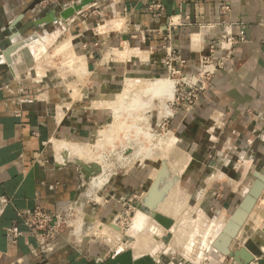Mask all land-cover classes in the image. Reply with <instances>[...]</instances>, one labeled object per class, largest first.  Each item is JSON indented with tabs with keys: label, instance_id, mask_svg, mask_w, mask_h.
<instances>
[{
	"label": "crops",
	"instance_id": "obj_1",
	"mask_svg": "<svg viewBox=\"0 0 264 264\" xmlns=\"http://www.w3.org/2000/svg\"><path fill=\"white\" fill-rule=\"evenodd\" d=\"M75 1L0 0V264H165L145 248L109 250L67 237L43 257L25 214L35 208L56 214L81 201L86 177L72 162L56 163L54 142H88L104 125L105 105L121 93L129 69L161 72L172 54L175 69L186 77L199 74L202 57L224 60L193 111L169 127L192 147L186 169L197 164L191 178L202 210L228 211L241 203L264 168V0H95L68 13ZM57 15L70 36L63 47L70 46L87 72L75 76L79 85L73 90L40 87L19 75L27 68L26 54L43 51L41 44L46 50L42 39L13 52L15 71L5 56L8 42L23 43L31 30L58 21ZM241 32L245 42L228 41ZM144 174L141 168L110 178L97 194L101 201L83 206L85 215L110 220L141 192ZM14 227L22 235L12 242L7 231ZM252 249L264 264V249Z\"/></svg>",
	"mask_w": 264,
	"mask_h": 264
},
{
	"label": "rangeland",
	"instance_id": "obj_2",
	"mask_svg": "<svg viewBox=\"0 0 264 264\" xmlns=\"http://www.w3.org/2000/svg\"><path fill=\"white\" fill-rule=\"evenodd\" d=\"M78 2L79 0L70 3L69 6L66 7V10L72 7L74 3ZM60 16H62V14ZM60 16L58 21L49 24L45 29L39 28L34 31L29 30L30 33L24 36L25 41L32 37H38L44 40L47 38L48 40L45 44L47 45L48 43V45L46 46V50H43L44 52L39 49L35 50L36 54L29 59V62H26L27 68L20 71L19 75H22V78L26 77L27 79L23 80H28L31 84L32 82H37V85H40V87L53 88L54 90L57 89L62 91L66 85L67 89L72 88L73 90L78 87L76 85H79L74 81L77 77H80V73H78V69H81L80 65L78 66L80 61L78 62L74 54H72L73 56L70 55V53H73L70 46L65 50L62 49L64 45L69 43L70 36L69 33L64 30L63 23H59L61 22ZM77 23V20L73 21V24ZM54 35H57V37ZM20 44L21 43L19 42L18 45ZM174 57V54H172L171 57H167L165 70L154 74L146 72L144 69H129L130 72L127 74L125 82L122 84L123 88L121 93L116 96H119V98L123 96L125 99L123 100L122 98L123 101L121 100V102L111 106L105 105L109 109L107 112V119L104 125L99 127H101V129H107L108 134L98 138L96 143H99V145L85 148L82 154H78V156L75 155L72 157L69 153L68 154L71 156L68 154L65 155V162H72L77 168L82 166L83 163H80L82 160H84L85 165L93 164L92 161L101 164V170L95 175L96 178L102 176L101 179H104V181L102 183L98 182L99 184H97V186H93L92 182H90L92 181V178H90L91 180H86V185L82 189V198L80 197L81 201L79 200L78 203L80 211H83L82 208L88 201H101L97 194L110 178L129 172L134 173L142 168V170L145 171V177L148 179L145 186L141 189V192L136 195V198L132 199L129 206L110 216V220L106 222L96 221L95 219L86 216L84 212H74L73 217L70 220H72V224L79 223L81 225L80 230L82 232V237L79 238L73 236L72 240H91L93 242H99L106 248H109V250L130 247L145 248L150 253L156 254V256H158L165 264H182V261H186L182 259H186V257L192 260L189 264H229L231 260L230 257H226L223 261L221 253L217 250L215 244H218L219 241L217 240L223 233L218 232L219 228L227 225L226 221L230 218L231 214L240 203H234L228 211L223 210L217 212L215 210H202L203 205L205 204H202L197 198L194 199L193 190L195 182L194 179L191 178V175L195 172L194 167H196L197 164L195 165V163H191L190 167L186 169L188 162H190L192 147L189 145L185 136H182L181 132H174L169 127V121L175 120L181 115H186V113H184L185 103L178 95L180 93L179 89L187 88V85L183 82V79L186 78V76L175 74L169 69V65H167V63H170V60ZM170 64L175 68L172 63ZM77 66L79 67L78 69L76 68ZM84 72L85 71L82 72V76L87 74V72ZM174 86H176V91L178 90V92H176L175 97L173 95L174 98L171 97L166 101V106L171 112V115H166L163 111L160 113L162 117L160 121H158L156 119L158 113L155 112L151 121V127L153 134L156 135V139H172L174 142L173 145L175 149L171 152L169 151V154H167V157L169 155V160L166 163L170 166L169 171L173 174L183 170L180 178L178 177L176 180H179L177 183L179 185L175 184L173 186L168 195L163 201H161L162 203H160V207L158 206L159 208L157 207L158 209L155 211V214H161L175 220V225L172 226L171 229L165 230L163 226L151 218L149 228L142 232H138L137 237H135L132 224L134 223L139 210L143 208L142 200L149 191V188L153 185L152 178H154V175L156 176L159 167L162 164V159H160L159 156V151L161 150L160 143L156 139H154L150 145L152 161L145 163L140 161L143 155L138 146L133 145L131 149L121 152L122 145L125 143L127 144L130 140H132V144L136 141H141V143L145 144V140L140 134L141 132L138 130V128L142 127L138 126L136 128L134 126L133 117H130L129 111L132 109V106L134 107L133 109L137 108L135 105L139 102V95L145 93L149 89L156 88L157 90H160L162 88H167L173 90ZM109 104L111 103L109 102ZM117 122H120V125ZM134 133L137 135L135 136ZM89 142L90 140L85 142V144H88ZM71 143L77 144V142ZM146 146H148V144H146ZM144 149L145 151L148 150V148ZM66 151H68L67 148L61 146L59 153L63 157V155L66 154ZM237 153L239 154L240 150H238ZM74 158H79V162ZM85 158L87 160H85ZM77 164L81 166L79 167ZM262 165L263 164H259L258 169H261ZM235 177L238 181H241L243 178L240 172L236 173ZM247 181L248 179H246V182ZM92 186L96 188H93ZM184 188L188 191L185 194H183ZM210 225L213 226L212 229H210ZM256 229L260 230L261 234L264 229V192L261 194V197L250 213L240 234L232 241L229 249L233 250L238 245L252 248H256L257 246L262 248V246L259 245L262 238ZM209 230L210 236H207ZM70 231L73 232L74 228L70 229ZM209 247L220 253L219 258H212L209 253ZM198 257L201 259H198V263H196ZM221 261H223V263H221Z\"/></svg>",
	"mask_w": 264,
	"mask_h": 264
},
{
	"label": "bare ground",
	"instance_id": "obj_3",
	"mask_svg": "<svg viewBox=\"0 0 264 264\" xmlns=\"http://www.w3.org/2000/svg\"><path fill=\"white\" fill-rule=\"evenodd\" d=\"M82 2H83V0L81 2H79V3H77V4H74L73 5V8L69 9L67 12L68 13H76V12L81 11V10H78L77 9V6H80L82 4ZM55 37H57V35ZM40 40L37 37H32L29 40H26L23 43H21L17 47V49L15 51H17V50L18 51L25 50V49L29 48L30 45H32V44H39L40 45L41 44ZM47 40H48L47 38L45 40L42 39V42H44V44H45V42H47ZM51 43H52V41H51ZM47 45H48V43H47ZM47 45L45 44V46H47ZM194 45H195V42L192 45V47ZM200 47H201V45H200ZM44 48L45 47L41 44L40 49L41 50H44ZM62 49L65 50V47H62ZM25 52H27V51H25ZM31 57H32V54H26V58L27 59H30ZM10 66L12 67V69L14 71L17 68V62H15V59L13 57V54H11V63H10ZM79 69H78V71H79L78 73H80V75L83 74L82 71H81V69L80 70ZM125 87H126V85H125ZM175 94H176V86L173 87V90H170V89H167V88H165V89L162 88L160 90H157L156 88H152V89H149L148 91H146L145 93L139 95V98H138L139 102L137 103V105H135V107L137 106V108L133 109L134 107L132 106V109L129 111V115H130V117L131 116L133 117L134 126L136 128L138 126L139 127H142V128H138V130L141 132L140 134L143 136V138L145 140V144L141 143V141H136L135 143L132 144V142H131L132 140H130V142H128L127 144L125 143L124 145H122L121 152H123V151L125 152L128 149H131L133 145L134 146H138L140 148V151H141L142 155H143L142 156V159L140 161L142 163H145V162H148V161H152V151H150V147H151L150 145L154 141V139H156V135L153 134V130H152V127H151V121H152V119H153V117L155 115V112L158 113V115L156 116V119L158 121H160V119L162 117L160 115V113L163 112V111L165 112L166 115H171V112L169 111V109L166 106V101L168 99H170L171 97H173V95L175 97ZM122 98H123V100L125 99V97H123V96L121 98H119V96H118V97H116V99L114 101L110 102L111 104H109V102H108V103H106V105H110L111 106L113 104H117V103L121 102ZM59 114H60V112L58 113V116H59ZM117 123H119V125H120V122H117ZM135 133H134V135H135ZM107 134H108L107 129H105V128L104 129H101V127H98V129L93 132V134L91 136V139H90V142L88 144H83V145L74 144V143H71L70 140L69 141H56V142H54V150H55V154H56V158L55 159L57 160L56 163H59V164L65 163V159L64 158H65V155H67L68 153L71 154L72 157H74L75 155L78 156V154L79 155L82 154V152H83V150L85 148H88V147H91V146H94L95 147V146L99 145V143H96L98 141V138L103 137V136H106ZM139 137H140V135H139ZM139 139H141V138H139ZM134 140H136V139H134ZM156 140H158L159 143H160L161 150L159 151L160 152L159 153V156H160V159H162V164L160 165L159 170H158L156 176L155 175L153 176L154 177V178H152L153 185H152L151 189L149 188L150 190L148 192L146 191L147 193H146V195L144 196V198L142 200V206H143V208L140 209V211L137 214V217H136L134 223L132 224V229L135 232L134 233L135 237H137L138 232H142V231L147 230L149 228L150 222H151V218H153V216L155 215L156 209H158L160 207V203H162L161 201H163V199L168 195L169 191L173 188V186L175 184L176 185H179V184H177L179 182V180L178 181H176V180L178 179V177L180 178V176H181V174L183 172V170H182V171H179L177 173H173L172 174L169 171L170 166H168V164L166 163L169 160V158H168L169 155L167 157V154H169V151L171 152L172 150L175 149L174 148V145H173V143H174L173 140L172 139H159V138L156 139ZM69 143H71L72 145L69 144ZM146 144H148V146H146ZM61 146H64L68 150V151H66V154L63 155V157L59 153L60 150H61ZM144 148H148V150L145 151ZM162 148H163V151H162ZM71 155H69V156H71ZM69 158H71V157H69ZM79 158H80V156H79ZM74 159H76V158H74ZM78 159H76V161ZM79 160H78V162H79ZM85 160H87V159L85 158ZM66 161H67V159H66ZM89 161H91V160H89ZM92 162H93V164H91V165H85L84 160H82L80 163L81 164L83 163L82 166L87 167V168L90 169L89 171H87V173L89 175L88 176V179L91 180L90 178H92V181H90V182H92V185L93 186L94 185L97 186V184L102 183L104 181V179H101L102 176L101 177L98 176V178H96V175H95V174L98 173V171L101 170V166H100L101 164L95 163L96 161H92ZM262 174L264 176V168H263ZM93 188H96V187H93ZM78 203L79 202H77V209L79 210V204ZM83 212L84 211H80L79 210V213H83ZM83 221H85V220H83ZM221 225H219V226H221ZM72 226L74 228V231H73L72 234L74 236H76V237H82V234H81L82 232L80 230L81 225L79 223H73ZM212 227L213 226H211V228L210 227L209 228L212 229ZM225 227H226V225H224L222 228H219V231L218 232L219 233L220 232H223L224 229H225ZM257 232H258V234L260 233V236L262 238V234H261L260 230H257ZM209 233H210V230H209L207 236H210ZM218 245H221V242H218ZM259 245H261L262 246V249H264V240H263V238H262V241L259 243ZM208 249H209V253L212 256V258L213 257L219 258L220 253L217 250H214L211 247H209ZM198 259H201V258L198 257L196 259L197 260L196 263H198ZM182 260H186L185 262L182 261V264H189V262L192 261L191 259H189L187 257H186V259H182Z\"/></svg>",
	"mask_w": 264,
	"mask_h": 264
},
{
	"label": "built area",
	"instance_id": "obj_4",
	"mask_svg": "<svg viewBox=\"0 0 264 264\" xmlns=\"http://www.w3.org/2000/svg\"><path fill=\"white\" fill-rule=\"evenodd\" d=\"M228 41L231 44L245 42V33L241 32L239 36L230 37ZM170 63H172V60H170ZM170 63H167V65H169V69L175 74H180V71L173 68ZM223 66L224 60H217L205 56L200 60L201 70L199 71V74L195 77L189 76L183 79L187 88L179 89L180 93L178 95L185 103L184 113H186V115L193 111L199 102L202 93L207 89L208 83L220 70L224 68ZM176 92H178V90ZM262 140L264 141V136L262 137ZM77 201L69 204L66 210L56 214L42 208H35L25 214L26 225L29 228L30 233L39 242V251L43 257L52 255L61 245L63 237H67V240H69L74 236L72 234L73 232L70 231V229L73 228L72 220L70 219H72L74 212L79 211L77 209ZM7 234L12 242H15L22 235L20 230L16 227L9 229ZM221 256L223 261L227 257L223 254H221ZM223 261H221V263H223ZM250 264H258L256 257Z\"/></svg>",
	"mask_w": 264,
	"mask_h": 264
},
{
	"label": "water",
	"instance_id": "obj_5",
	"mask_svg": "<svg viewBox=\"0 0 264 264\" xmlns=\"http://www.w3.org/2000/svg\"><path fill=\"white\" fill-rule=\"evenodd\" d=\"M93 1L95 0H83L82 4L80 6H77V9L81 10L85 6L91 4ZM9 43L10 42L7 43L8 48L5 52V56L10 64L11 54H13V52L17 49L19 45L10 46ZM78 166L80 167L81 165ZM80 168L87 180L89 176L87 171H89L90 169L84 166H81ZM263 191H264V176L262 172L256 173L253 185L251 186V188L243 198L238 208L231 215V218L227 222V225L223 233L219 236L217 240L221 242V245H218L217 243L215 244L217 250L224 256L230 257L234 261V264H250L255 258L254 256L255 250L252 249V247H244L236 251H231L229 248L232 241L235 240L240 234L243 226L245 225V222L247 221L252 210L254 209L257 201L261 197ZM153 218L161 226H163L165 230L171 229V227L174 226L175 224V221L173 219L169 217H165L161 214H155ZM262 238L264 240V230L262 232Z\"/></svg>",
	"mask_w": 264,
	"mask_h": 264
}]
</instances>
